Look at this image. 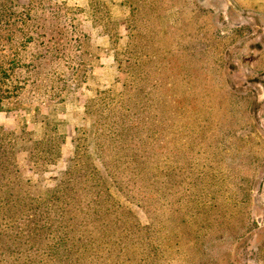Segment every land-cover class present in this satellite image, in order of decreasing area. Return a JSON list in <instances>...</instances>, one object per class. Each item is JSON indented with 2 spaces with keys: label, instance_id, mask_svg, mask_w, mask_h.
<instances>
[{
  "label": "rangeland",
  "instance_id": "rangeland-1",
  "mask_svg": "<svg viewBox=\"0 0 264 264\" xmlns=\"http://www.w3.org/2000/svg\"><path fill=\"white\" fill-rule=\"evenodd\" d=\"M0 264H264V0H0Z\"/></svg>",
  "mask_w": 264,
  "mask_h": 264
},
{
  "label": "trees",
  "instance_id": "trees-1",
  "mask_svg": "<svg viewBox=\"0 0 264 264\" xmlns=\"http://www.w3.org/2000/svg\"><path fill=\"white\" fill-rule=\"evenodd\" d=\"M92 4H93V0H92ZM2 75H3L5 78L8 77L9 74L7 73V69H6V70H3Z\"/></svg>",
  "mask_w": 264,
  "mask_h": 264
}]
</instances>
